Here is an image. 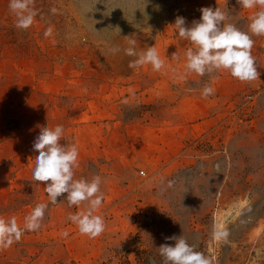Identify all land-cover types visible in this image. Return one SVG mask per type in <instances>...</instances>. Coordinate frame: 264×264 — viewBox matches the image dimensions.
<instances>
[{"label": "rangeland", "instance_id": "374dc122", "mask_svg": "<svg viewBox=\"0 0 264 264\" xmlns=\"http://www.w3.org/2000/svg\"><path fill=\"white\" fill-rule=\"evenodd\" d=\"M9 2L0 0V219L22 231L0 264H161L158 248L180 235L210 264H264V37H253L260 79L242 83L186 74L191 45L172 26L211 6L247 30L249 11L237 0H33L24 30ZM129 38L138 52L154 46L165 68L129 67ZM47 124L78 146L75 179L102 177L96 238L69 220L86 204L50 203L32 180ZM39 203L43 220L28 230Z\"/></svg>", "mask_w": 264, "mask_h": 264}, {"label": "clouds", "instance_id": "9594fccd", "mask_svg": "<svg viewBox=\"0 0 264 264\" xmlns=\"http://www.w3.org/2000/svg\"><path fill=\"white\" fill-rule=\"evenodd\" d=\"M237 3L250 13L247 30L229 22V13L220 7L201 8L200 19L194 20L190 26L186 24L184 17H176L172 25L175 34L191 45L184 53L183 66L186 74L212 77L214 74L227 72L242 83L260 79L261 73L252 49L255 45L253 37H264V0H237ZM9 9L17 17L18 28L26 30L31 26L36 15L33 0H10ZM50 32L51 30L45 35ZM127 44L125 54L136 57L129 62V67L147 64L157 72L165 68V60L154 46L138 52L136 40L129 38ZM111 51L115 54L120 49L113 48ZM172 59L179 60L180 57L174 53ZM213 94L214 88L205 84L201 90L202 98L206 99ZM33 151L38 154L32 168V180L46 186L49 202L55 204L58 198L66 197L70 207L86 204L85 211L70 215L69 220L82 235L90 238L100 236L106 225L103 217L95 213L103 202L102 177L95 175L91 180L74 178L79 149L76 144L66 142L63 125L50 127L47 124L42 127L33 142ZM47 207V203H39L32 209L25 221L28 230L40 227ZM21 231L15 225L14 218L9 221L0 219V248H5L13 239H18ZM166 239L174 243H165L158 248L161 264H210L204 253L197 251L183 235Z\"/></svg>", "mask_w": 264, "mask_h": 264}, {"label": "built area", "instance_id": "2783aa9c", "mask_svg": "<svg viewBox=\"0 0 264 264\" xmlns=\"http://www.w3.org/2000/svg\"><path fill=\"white\" fill-rule=\"evenodd\" d=\"M142 174H143L144 176L146 175V173H145V172H143Z\"/></svg>", "mask_w": 264, "mask_h": 264}, {"label": "bare ground", "instance_id": "6f19581e", "mask_svg": "<svg viewBox=\"0 0 264 264\" xmlns=\"http://www.w3.org/2000/svg\"><path fill=\"white\" fill-rule=\"evenodd\" d=\"M221 229V228H220Z\"/></svg>", "mask_w": 264, "mask_h": 264}]
</instances>
